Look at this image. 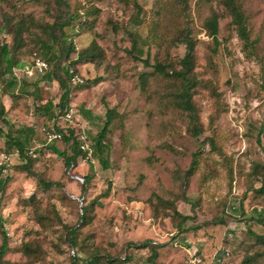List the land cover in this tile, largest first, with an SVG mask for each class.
I'll return each mask as SVG.
<instances>
[{"label": "rangeland", "instance_id": "rangeland-1", "mask_svg": "<svg viewBox=\"0 0 264 264\" xmlns=\"http://www.w3.org/2000/svg\"><path fill=\"white\" fill-rule=\"evenodd\" d=\"M239 3L252 47L223 0H0V46L14 45L23 19L21 62L42 55L47 41L57 64L90 80L73 88L69 106L92 146L112 116L107 147L95 153L93 146L95 163L81 154L67 167L65 142L47 141V131L66 122L40 109L47 102L57 106L59 82L18 68L28 93L11 96L0 74L8 120L14 128L35 130L26 159L0 133V151L9 155L0 179L10 176L0 183V221L9 237L0 264H72L73 254L80 262L91 257L93 264H240L249 257L250 264H264V244L252 234L264 233V226L251 219L264 209V195L256 192L264 179V0ZM213 13L219 15L217 42L205 26ZM186 28L196 40L198 136L188 114L172 104L175 81L143 61L179 68ZM63 38L74 50L63 46ZM93 41L101 55L73 63ZM195 157L198 164L187 178ZM28 161L31 171L23 168ZM72 174L90 178L80 183ZM40 180L59 185L45 189ZM83 206L87 219L81 223ZM70 227L76 228L75 247ZM145 241L148 247H138Z\"/></svg>", "mask_w": 264, "mask_h": 264}, {"label": "trees", "instance_id": "trees-1", "mask_svg": "<svg viewBox=\"0 0 264 264\" xmlns=\"http://www.w3.org/2000/svg\"><path fill=\"white\" fill-rule=\"evenodd\" d=\"M58 1L62 3L63 0ZM223 3L228 13L232 16V23L236 25L240 37L246 42L247 45L252 47L253 42L250 41L249 38L247 17L242 9L241 4L239 3V0H223ZM74 15L71 16L70 19H73ZM132 21L134 24H138L140 22L138 16H135ZM67 24H69L68 20L61 22L59 24L60 29H63L64 25ZM16 25L14 45L10 47L7 43H4L0 46V74L3 79L2 81H5V84L2 85L4 91L11 96H15L17 90L28 93L27 83L25 82V80L20 79L15 74V69L23 68L25 65L23 62H21V58L18 55V51L20 47H22V32L24 29L25 21L23 19H20ZM205 26L208 29L209 34L213 37L214 41L217 42L219 32V15L217 13H213L210 17L207 18ZM132 35L135 36V34L133 33ZM52 37L56 38L54 34H52ZM179 40L185 44V53L180 59L179 68L173 67L169 70L162 62L157 61L155 63H150L148 58L144 59L143 61L145 62V65L153 67L156 72L165 75L167 78H172L175 81L176 88L171 93L172 104L188 114L192 122L191 133L195 136H198L202 133V129L199 124L198 110L193 101V95L195 87L197 85L194 76V68L196 64V40L193 38L189 28H186L184 31L180 32ZM61 42L63 46H67L68 51L74 50L71 40L67 41L65 38H63ZM133 46L135 48L138 46V40L134 39ZM40 47L42 52V55L40 56L44 58L49 65L46 72L44 74H41L42 80L48 82L56 80L59 82L60 88L62 89L60 100L57 106H55L52 102H47L43 106H40V109L44 110L46 113H51L55 121H57L69 107L72 90L78 84H74L70 80V69H72L70 65L57 64L58 56L47 41H42ZM100 55L101 47L96 41H93L87 48L78 51L77 60L73 63L79 61H94L95 58ZM5 75H8L9 77L4 78ZM85 81L86 83H90V80H84V82ZM95 81H98V79H96ZM7 111L8 110L6 109L5 104L0 101V133L4 134L5 137H7L6 144L9 147L17 148L22 159H26L28 158L26 152L28 141L30 139V135L33 134L35 130L31 127L24 126L20 128H14L13 124H11L7 118ZM111 121L112 116L109 112L108 120L104 123L97 135L94 137L93 146L95 153L102 152L107 147V144H105L104 141L109 132ZM1 123L9 125V130L6 133L2 129ZM54 128L63 132L62 140L67 145L66 149L63 151V156L66 166L70 167L71 165L76 163L77 158L82 154L78 145L77 135V132L78 130H80V128L69 122H66L65 127L56 124L54 125ZM197 164L198 158L195 157L191 163L190 168L186 171L187 178H189L194 173ZM23 168L27 171H31L30 162L28 161L26 164H23ZM1 172L2 170L0 167V175ZM89 178V176H86L85 180H89ZM9 179L10 176H6L5 179H0V183L8 181ZM40 184L45 189L51 188L53 185H59L58 182L44 180H40ZM256 192L260 195H264V179H262V184L259 188L256 189ZM86 212L87 208L83 206L79 218L81 223H84L87 219ZM176 214L181 215L179 212H176ZM181 216L183 219H186L187 217L183 215ZM251 219L257 221L258 223H261L264 226V209L259 210L255 216L251 217ZM0 232L2 234V244L0 245V262H2L4 255L9 250V237L7 235L5 226L1 221ZM69 232L71 234V246L75 247L76 245H78L76 239V228L70 227ZM252 234L256 237L259 243L264 244V233L256 234L252 232ZM148 246V241L138 244V247ZM157 255V248L155 246H152V257L155 258ZM73 257L74 258L72 264H93L95 261L93 258L89 257L84 262H80V259L77 258L74 254ZM251 258L252 257L245 258L240 264H250ZM110 261L113 260L110 259Z\"/></svg>", "mask_w": 264, "mask_h": 264}, {"label": "built area", "instance_id": "built-area-1", "mask_svg": "<svg viewBox=\"0 0 264 264\" xmlns=\"http://www.w3.org/2000/svg\"><path fill=\"white\" fill-rule=\"evenodd\" d=\"M48 66H49L48 62L44 58H42L38 54H35L32 57L31 61L25 63L23 70L29 75L35 73L44 74ZM70 80L74 84H81L84 82L83 78L73 69H70ZM75 116H76V110L74 109L73 106H69L60 118L63 119L65 122L74 124ZM62 126L65 127L66 125H62ZM79 128L80 130H78L77 132L78 145L82 152V155H84L86 161L90 163H95L94 150L88 132L84 127L83 128L79 127ZM61 139H63V132L61 130H57L53 127L51 130L47 131L48 142L61 140ZM8 164H9V155L4 151H0L1 170L5 171ZM71 176L75 179V181L80 183H83L85 180L84 176L80 174H72ZM76 198L82 203V199H83L82 197L77 196Z\"/></svg>", "mask_w": 264, "mask_h": 264}]
</instances>
